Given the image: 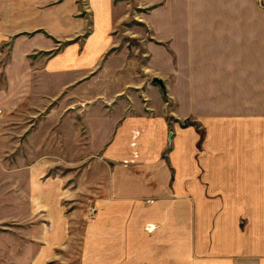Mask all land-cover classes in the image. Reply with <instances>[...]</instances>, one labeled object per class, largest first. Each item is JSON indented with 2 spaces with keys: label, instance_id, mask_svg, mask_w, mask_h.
<instances>
[{
  "label": "crops",
  "instance_id": "1",
  "mask_svg": "<svg viewBox=\"0 0 264 264\" xmlns=\"http://www.w3.org/2000/svg\"><path fill=\"white\" fill-rule=\"evenodd\" d=\"M84 1L0 0V208L45 210L65 241L51 205L74 173L55 169L90 161L84 264H264V8ZM140 8H152L139 19L146 70L164 90L134 78L145 108L88 106L109 97L101 75Z\"/></svg>",
  "mask_w": 264,
  "mask_h": 264
},
{
  "label": "rangeland",
  "instance_id": "2",
  "mask_svg": "<svg viewBox=\"0 0 264 264\" xmlns=\"http://www.w3.org/2000/svg\"><path fill=\"white\" fill-rule=\"evenodd\" d=\"M129 1L134 3V0ZM80 2L85 1L80 0ZM150 9L152 8L135 9L133 17H137L138 20L129 19L120 28L117 35L120 42L116 51L117 57L110 61L101 75V81L108 86L107 95L109 97L96 98L88 106H91L93 102L97 104L101 101L106 113L110 114L115 106L123 101L131 103L130 96H133L138 97L137 100L145 108L147 98L142 94L145 88L143 91L141 88L136 90V86L131 85V80L134 78L139 79V86L143 83L145 87L158 86L161 90L158 84L153 83L155 77L146 70L147 55L146 50L142 47L141 37L145 35V39L149 41L150 34L144 27L146 24L140 22L139 19L142 20L140 16ZM132 29L135 33H131ZM155 43L161 45L159 42L155 41ZM67 106L61 99L53 104V107L59 108ZM48 114V111L44 112L36 122L45 119ZM66 116H68V112L62 110L61 121L66 120ZM74 116V120L80 124L82 115ZM90 163V161L85 162L79 167L71 168L64 162L59 170L55 169V172L60 175V179L66 180L68 172L74 173L70 182L64 183L63 194L58 196L57 207L54 204L51 205L52 212L55 213L59 208L60 213L69 220L70 226L64 227L67 235L65 241H56L54 238L57 236V231L53 229L55 219L46 216L45 210L42 218L36 219L34 216L29 219V217H21L29 213L28 209L0 208V264H84L87 227L96 222L98 215L97 195L83 193V183L90 178ZM84 173L87 175L85 178ZM52 202L55 203V201Z\"/></svg>",
  "mask_w": 264,
  "mask_h": 264
},
{
  "label": "water",
  "instance_id": "3",
  "mask_svg": "<svg viewBox=\"0 0 264 264\" xmlns=\"http://www.w3.org/2000/svg\"><path fill=\"white\" fill-rule=\"evenodd\" d=\"M153 83L158 84L161 88H164V84H163L162 80L160 78H158V77H156L153 80Z\"/></svg>",
  "mask_w": 264,
  "mask_h": 264
},
{
  "label": "built area",
  "instance_id": "4",
  "mask_svg": "<svg viewBox=\"0 0 264 264\" xmlns=\"http://www.w3.org/2000/svg\"><path fill=\"white\" fill-rule=\"evenodd\" d=\"M259 4L262 8H264V0H258ZM136 136H138V133L136 134Z\"/></svg>",
  "mask_w": 264,
  "mask_h": 264
},
{
  "label": "trees",
  "instance_id": "5",
  "mask_svg": "<svg viewBox=\"0 0 264 264\" xmlns=\"http://www.w3.org/2000/svg\"><path fill=\"white\" fill-rule=\"evenodd\" d=\"M155 8V7H154ZM45 35L47 36V37H49V38H51L52 39V37L51 36H49L48 34H46L45 33ZM54 40V39H53ZM55 41V40H54ZM163 90H164V88H162Z\"/></svg>",
  "mask_w": 264,
  "mask_h": 264
}]
</instances>
